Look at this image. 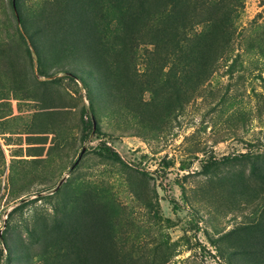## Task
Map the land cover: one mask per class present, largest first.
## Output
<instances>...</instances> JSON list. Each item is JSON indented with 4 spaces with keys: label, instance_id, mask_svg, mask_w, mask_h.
Here are the masks:
<instances>
[{
    "label": "rangeland",
    "instance_id": "obj_1",
    "mask_svg": "<svg viewBox=\"0 0 264 264\" xmlns=\"http://www.w3.org/2000/svg\"><path fill=\"white\" fill-rule=\"evenodd\" d=\"M18 1L42 69L86 86L39 75L10 0H0V230L8 226L10 264H101L87 263L98 255L104 264L95 246L109 239L139 264H264V0H244L225 41L204 51L148 28L133 49L113 31L100 39L88 27L106 16L117 25V0ZM213 27L192 32L209 43ZM91 102L101 131L83 139ZM101 140L128 165L98 155ZM21 200L35 201L12 211Z\"/></svg>",
    "mask_w": 264,
    "mask_h": 264
},
{
    "label": "trees",
    "instance_id": "obj_2",
    "mask_svg": "<svg viewBox=\"0 0 264 264\" xmlns=\"http://www.w3.org/2000/svg\"><path fill=\"white\" fill-rule=\"evenodd\" d=\"M118 1V24L113 25L108 23V17L103 19H94L89 25V31L100 32L99 38L103 36L106 38V34L110 31L116 32V38L122 43L130 46L133 49L132 42L137 40L139 36L144 37L145 29H149L154 34V39L157 40L158 36L162 37L161 40L165 43H172L171 35L176 33V40L180 38V42L194 41L196 45L203 48H207V45H216L221 41H225L229 28L231 26V20L236 17L239 18L240 13L244 7V0H236L234 6L229 7L224 0H117ZM12 11L14 14L16 28L21 41L26 47L27 54L32 61L33 65H36V72L39 75H46L52 82H61L62 77H68L73 80H80L83 85L86 86V82L73 72L66 71L64 76H57L55 74L46 73L41 67V57L36 54L33 48V41L26 29L22 12L19 6L18 0H10ZM155 18L161 20V24L155 23ZM168 18L169 22L165 23V19ZM174 19V26H171L172 19ZM210 23L214 26V31H210V35L214 40H210L208 43V36L203 35L204 33L194 34L195 25L201 23ZM122 31L124 34L121 35ZM192 32L193 36H188L189 32ZM119 32V33H117ZM139 35V36H138ZM217 35V36H216ZM119 36H122L121 39ZM207 46V47H206ZM130 47L125 48V53L130 51ZM197 47V46H196ZM129 49V50H128ZM96 57V56H94ZM123 57H127L123 55ZM99 58V57H98ZM199 66H203V70L200 75L205 72V67L210 61H208L206 55L200 57ZM96 118V112L93 102L89 105H84L81 112V120L83 124V139H87L93 132L100 133V127L96 123L94 127V121ZM85 152V151H84ZM81 152L80 157L84 154ZM96 153L104 158L111 159L116 162L128 165L127 162L122 158L121 154L115 150L106 140H101L96 148ZM230 156H226L224 159H229ZM79 162L72 164V170H74ZM141 173H149L145 168H136ZM209 169V166L204 165L203 171ZM41 198V197H40ZM40 198H36L40 199ZM30 200L25 202L21 200L20 204L16 205L12 211L23 209L28 203L35 201ZM8 227V226H7ZM5 228L0 235V264H10L11 255L6 242V232L8 228ZM199 229L198 224H196ZM117 243L110 239L107 242H101L100 247L97 245L96 248H100L99 251H105L107 261L104 264H139L140 258H136L132 252L124 257L119 255V249ZM217 252L223 255L222 249L216 245ZM113 250L114 253H109ZM96 251V250H95ZM116 251V252H115ZM98 253V252H97ZM117 257H116V256ZM96 256V255H95ZM103 256L98 255L94 259L87 257V263L91 260L94 262H101L103 264ZM122 259V260H121ZM142 260H144L141 257ZM224 264H233L231 260H228Z\"/></svg>",
    "mask_w": 264,
    "mask_h": 264
},
{
    "label": "water",
    "instance_id": "obj_3",
    "mask_svg": "<svg viewBox=\"0 0 264 264\" xmlns=\"http://www.w3.org/2000/svg\"><path fill=\"white\" fill-rule=\"evenodd\" d=\"M94 127H96V122L94 121ZM85 151V148L83 149V151L82 152H84ZM63 181V180H62ZM61 181V182H62ZM61 182H60V184H61ZM59 187V185L56 187V188H58ZM2 234V230H0V235Z\"/></svg>",
    "mask_w": 264,
    "mask_h": 264
}]
</instances>
